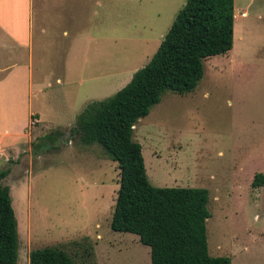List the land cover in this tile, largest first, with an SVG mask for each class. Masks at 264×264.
Returning <instances> with one entry per match:
<instances>
[{"label": "rangeland", "instance_id": "1", "mask_svg": "<svg viewBox=\"0 0 264 264\" xmlns=\"http://www.w3.org/2000/svg\"><path fill=\"white\" fill-rule=\"evenodd\" d=\"M186 1L117 4L108 55L97 61L92 42L88 62L81 71L63 73L61 86L53 76L62 73L36 74L33 107L53 128L36 129L33 142L4 166L11 169L3 183L17 221L19 264L28 252L45 247L65 251L73 264L150 260L149 248L136 235L110 228L119 189L117 163L97 144L83 145L68 131L88 104L112 97L148 64ZM234 6L233 49L203 62L193 92H165L136 123L133 138L142 147L152 186L209 191L212 257L264 264V186L252 187L254 176L264 174V0H234ZM244 9L246 19L240 16ZM51 97L54 103L41 101ZM53 133L56 140L41 142Z\"/></svg>", "mask_w": 264, "mask_h": 264}, {"label": "trees", "instance_id": "2", "mask_svg": "<svg viewBox=\"0 0 264 264\" xmlns=\"http://www.w3.org/2000/svg\"><path fill=\"white\" fill-rule=\"evenodd\" d=\"M234 16V0H187L148 64L112 97L88 104L71 131L117 163L119 189L110 228L136 235L150 250V264H231L227 257L209 254V191L152 186L133 130L165 92H193L203 77V62L232 50ZM57 135L46 134L41 142ZM10 172L0 170V264H18L17 221L3 183ZM262 186L264 174H256L252 187ZM29 264L73 262L65 251L45 247L29 253Z\"/></svg>", "mask_w": 264, "mask_h": 264}, {"label": "crops", "instance_id": "3", "mask_svg": "<svg viewBox=\"0 0 264 264\" xmlns=\"http://www.w3.org/2000/svg\"><path fill=\"white\" fill-rule=\"evenodd\" d=\"M126 2L130 0H0V170L9 159L18 158L23 145L33 142L36 129L53 128L33 107L36 74L62 73L53 76L61 86L66 82L63 73L81 71L88 62L92 42L97 61L108 55L117 4ZM240 16L249 17L246 9ZM234 22L238 23L236 14ZM54 99L41 101L51 104Z\"/></svg>", "mask_w": 264, "mask_h": 264}]
</instances>
